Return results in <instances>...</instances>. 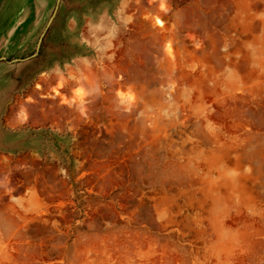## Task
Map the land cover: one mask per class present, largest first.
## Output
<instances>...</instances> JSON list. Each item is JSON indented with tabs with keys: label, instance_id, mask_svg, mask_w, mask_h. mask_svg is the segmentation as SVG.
<instances>
[{
	"label": "rangeland",
	"instance_id": "rangeland-1",
	"mask_svg": "<svg viewBox=\"0 0 264 264\" xmlns=\"http://www.w3.org/2000/svg\"><path fill=\"white\" fill-rule=\"evenodd\" d=\"M0 264H264V0H0Z\"/></svg>",
	"mask_w": 264,
	"mask_h": 264
}]
</instances>
